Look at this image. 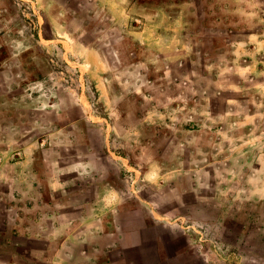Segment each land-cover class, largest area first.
Wrapping results in <instances>:
<instances>
[{
	"label": "rangeland",
	"instance_id": "obj_1",
	"mask_svg": "<svg viewBox=\"0 0 264 264\" xmlns=\"http://www.w3.org/2000/svg\"><path fill=\"white\" fill-rule=\"evenodd\" d=\"M123 3L127 28L94 0H0V151L8 139L24 145L46 124L51 144L36 171L53 211L36 218L26 203L16 208L13 192L0 191V264H264V173L254 176V194L249 176L232 168L216 165L205 173L204 156L221 152V134L199 126L202 107L190 144L187 128L172 124L185 90H196L190 97L197 106L201 90H211L212 104L229 106L224 91L231 90L239 94L234 102L258 109L251 127L264 139V0ZM60 21L69 24L70 36L56 30ZM145 30L146 43L135 39ZM67 38L101 53L103 60L96 55L93 61L106 90L85 73ZM79 91L93 103L87 118L93 114L99 129L93 180L102 200L111 188L120 204L80 230L67 220L77 218L79 199L88 194L79 196L80 177L92 175L71 176L61 199H53L46 183L59 146L58 122L70 124L65 136L73 153L79 145V123L71 125L79 119ZM226 113L216 110L215 117ZM257 155L264 162L263 148ZM98 225L99 243L94 239L81 255L79 240ZM43 232L48 239L28 235Z\"/></svg>",
	"mask_w": 264,
	"mask_h": 264
},
{
	"label": "crops",
	"instance_id": "obj_2",
	"mask_svg": "<svg viewBox=\"0 0 264 264\" xmlns=\"http://www.w3.org/2000/svg\"><path fill=\"white\" fill-rule=\"evenodd\" d=\"M94 1L108 10L115 25L127 28L130 21V15L127 13L126 6L123 3L124 0ZM83 28L84 25H82V29ZM56 30L60 33H65V37L70 36L69 32H71V28L67 23L60 21L56 26ZM146 31L147 30H145V32H137L140 36H135V39L146 43ZM68 41L73 42L75 45L77 54L81 57V59L84 60V65L87 66L85 73H87L90 79L95 82V86L98 89L104 90L105 88L106 90L107 84L104 81V73H101L100 77H96L98 75L97 68L99 66H97L96 61H93L96 55L100 60H103L101 53H99V51H97L93 45H85L84 43L79 42L77 39L67 38L63 40L65 43H68ZM195 92L196 90H185L182 93L186 95V101L179 103V109L174 110L181 111L182 113L175 114L176 117H173L172 122L173 126L175 125L177 128H180V126H182V128H187V143L190 144L192 142V137L195 135V132L193 133L195 130L193 129L197 124L196 112L199 107H202V111H199V113H202L204 117L202 118L203 123H199V126L219 128L218 133L221 134V139L218 143L221 152H218L214 155L213 153L211 154L207 152L204 156V160H206L204 163L205 173L211 175L214 170L213 166L225 165V167L234 169L236 174L248 175L249 178L246 181L251 185V192L254 194V176L259 173H264V162L259 159V156L257 155V150L261 148L264 149V139L261 140L260 136H258V134L256 135L251 127L258 124L256 113L258 109H255L252 104H250L251 102H249L247 105H243L242 102H234L237 99L239 100V94L235 95L231 90L224 91V96L227 97L226 99H228V95L230 97L227 100L231 103L229 106L222 104L224 106L223 107L220 104H212L211 90H201L203 95L202 102L197 106L195 103V98H193V96L190 97V95H193ZM47 105H49L50 108L51 104ZM31 106H34V104ZM241 107L247 110V113H241ZM42 108L44 110L46 109L45 102L43 103ZM75 108L76 110H79V119L77 118L74 120L71 125L75 127L76 125L78 126L79 123V145L76 146L77 149L74 150L73 153L71 151V148L73 147L70 145V148L67 137L65 136L68 132V127L70 124L61 125V122H58L56 130L60 131L58 142L59 146L55 159L49 160V173L46 176V183L47 189L53 196V199L54 197L55 199H61L70 189L69 181L71 176H75L76 174L79 176L87 174L92 175L91 180H86L84 177H80L81 182H79L78 187L79 196L82 195V193L86 194V192H88V194L85 195L87 196L86 198L79 199V204L77 205L79 208V214L77 215V218H69L67 220V222L71 224L79 223L80 230L82 225L85 223L93 224L95 222L99 224L101 210L102 213L108 217L109 213L113 211L111 207L113 205L117 207L120 204H114L116 191L111 188L107 189V194L105 195L106 197L102 200L100 195V184L93 180L94 171H98L96 169L95 163L98 161L100 154L97 145L94 144V134L98 136L99 129L97 128L98 126L93 122V114H91L90 119L87 118V112L89 109L93 110V103H91V100L88 98L86 92L79 91V98L77 99V106H75ZM59 109L63 110L60 104ZM68 109L69 108H65V110ZM72 109H74V107ZM222 109L223 111L227 112L226 115L215 117V111H222ZM229 110H237V113H229ZM236 114L237 116H235ZM212 115H214V117H212ZM228 115L231 116L229 117ZM45 125L46 124H43V132L36 134L34 138L29 139L24 145H19L20 139L12 138L5 142V147H3V149L0 151V191L10 190L14 193L13 199H15V202H18L16 203V208L19 207V203H26L27 208H30L29 212L33 213L36 218L42 219L53 216L51 204L47 203L43 199L41 181L39 174L36 171L38 162L41 159L44 161L46 160L44 159L45 151H47L46 148H48V145L51 144V142L49 143L51 137L49 134L52 133H50L51 130H45ZM241 127H243L241 129L242 131L239 129L236 130V128ZM244 127H246V129H244ZM2 136L3 134L0 132V137ZM41 136L42 140L40 139ZM94 150L95 155H97L95 159L93 158L94 156L92 157ZM90 154L91 156H89ZM13 158H15V160ZM213 160L219 161L215 163ZM229 173H231V170ZM9 178L13 180L11 186L7 184ZM229 180L232 181L230 178ZM193 181L194 183L196 182L195 179ZM177 184L179 185V182ZM28 235L29 238L32 239L49 238L45 232L32 233ZM67 235H69V233H67ZM67 237L68 236H66V238ZM100 237L98 225L96 231L92 230L85 236V238H87L86 240H79V243H82L81 245L84 247V249H81V255L87 254V249H85L86 246L90 247L88 245H93L96 239L99 243V240L101 239ZM44 254H46V251ZM9 264L17 263L11 262Z\"/></svg>",
	"mask_w": 264,
	"mask_h": 264
}]
</instances>
